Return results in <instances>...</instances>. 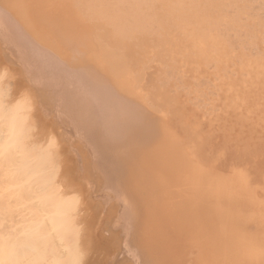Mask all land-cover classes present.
Here are the masks:
<instances>
[{
    "label": "bare ground",
    "instance_id": "bare-ground-1",
    "mask_svg": "<svg viewBox=\"0 0 264 264\" xmlns=\"http://www.w3.org/2000/svg\"><path fill=\"white\" fill-rule=\"evenodd\" d=\"M58 6L60 5L58 4ZM64 6H62L61 8L64 9ZM82 6L83 8L82 7L79 8L81 10L83 9L81 13L83 15H87V17H89L92 20L90 22L91 23L90 37L92 38V35L94 36V38L92 39H94L95 42L94 40L92 41L96 43L97 46L96 51H98L99 53L97 55H100L102 57L101 64L103 63L108 66L109 74L111 73V75L114 76L113 78L115 79L117 85H119L121 89L122 87L127 88L128 91L131 89L128 88L127 86V84H129V81H131V78H133V77L130 78V76L131 75L133 76L134 74L132 73L135 71V69H137L140 66V64L142 63L144 64V62H147L146 60H148V58L155 59V62L157 61L159 62L157 64V66L159 67H157L156 63L153 62L157 67V69H155L156 68L155 67L150 70L151 71L154 70L155 71L153 72L154 74L156 72H158L156 74H159V75L155 74L154 76L156 77L158 76V78L156 77L154 78L155 80L158 81L157 86L159 85L160 89L159 88L158 89L162 91V94L165 98L164 99L165 103L168 104L167 108L169 106V110H173L175 112L176 119L174 118V113H170V114H173L174 119H172V121L173 120L175 121L174 123H176L175 126L177 128L174 129L167 121H164V118L165 120H169L167 115L168 113L166 112L167 109H165L166 107H164L165 105L163 106L165 111L162 110L164 115L160 120L154 119L155 117L152 118V116L157 114L156 112H154L156 113L154 115H148L146 112H144V110L139 104L141 100L140 94L142 95L145 94L142 93V91L144 90L143 88L142 91H140V88L138 89V87L133 89L141 92V93L138 92L139 96L135 94L138 96V98H140L139 100L138 98H136L137 101H139L137 102L135 101L136 100L135 97H133L134 95H130L131 94L130 91H129L130 96L125 94L123 95L118 93L120 90L117 92V89L114 88L112 85H110V81L113 80V78L111 79V75L108 74L110 77L109 79H111L109 81L106 80L108 77H105L106 75H104V73H103L104 77H102L101 76L102 72L97 73L98 70L94 71V69L89 68L88 67L89 64L93 66L89 58L88 60L90 62L87 63L88 65L86 64V66L88 67V68L86 67L87 68L86 70H84L85 67L83 66V61L85 59L83 58L84 60L82 59L83 61L82 63H80L81 60L80 57H77L79 59L78 60L79 65L78 66L76 65L79 70L72 67V65L76 63L74 62V60L72 65H70L71 67L70 68L68 66L69 64L66 65L64 63L65 61L63 62V60L59 59L60 57L58 58L56 55L53 54L56 53V50L53 51V48L51 49V47H54L55 45L51 47L50 46L47 47V43L44 44L45 42L43 43L44 45L40 41L36 42L38 44L40 43L39 45L38 44L36 45V43L33 44L27 42L26 39L29 40L30 38L34 39V37L37 34H34L35 35L34 37H32L33 35L32 33H31L32 34L31 37L30 35L28 36L27 29H25L27 25H25V28L22 27L23 25L21 26L23 28L22 30L23 32H22L20 30L21 27H19V24H17L18 21L20 22V20H18L19 17L17 20L16 19L14 20V18L16 17L15 16L16 13L15 15H13L12 12L8 10L7 12H11L10 14L8 13L9 14L8 15L1 8H0V39L3 41L2 43L4 44L3 45L1 43L0 44L1 47L4 48L5 46H7V49L9 50V51L7 50V52L11 53L12 51V53H14L15 56L14 58L22 66L21 70H24L25 73L28 75L27 76L24 73L25 76H27V79L29 77L33 82L34 85L32 87H34L35 85L36 86L39 85L40 87L42 86L41 88H44L45 90L44 92L48 95L50 94L49 96L47 95L48 97H50L51 94L53 95V97L51 96L52 100L51 99L50 100L54 102L53 104H55V106L57 107L56 110L54 106L55 110L58 111V113H60L61 115H64V117H67V120H65L66 118H62L66 122V124H64L66 126L65 130L69 128L68 130L73 135V131L71 132L70 130L72 128V130L75 131L74 132L75 135L77 137L79 136L78 138H76L75 136V139L73 138L74 139L73 142L80 141V144L78 145L81 146V144L85 141L84 146L87 144L91 147L90 150H92L91 151L92 154H89V152L86 149H84L83 151L85 156L84 158H86L85 154H87L89 155L88 158L92 156L94 160L96 156V158L98 159V163L95 162L97 160L96 158L91 163V164L96 163L95 166L91 164H89V166L91 165L92 167L96 168V170L98 169V171L101 170L100 174L99 172H97L100 175V176L98 175L100 177L99 180L101 181L104 180L101 182L103 183V185L106 183V186L104 185L103 187L105 190L103 189L102 192L103 191L108 192L107 191L108 188L110 192H112L113 190L114 193H116V190L117 192H120L118 189L121 187L123 188L122 191H124V188H126L127 191H129L130 189L132 193L124 192L127 193L126 195H128V193H130V195L131 194L134 195V196H130L129 199L132 198L133 201V199H135L136 196L135 194H139L138 196L139 197L142 196L143 199L142 197L137 198L140 200V201L138 200L139 202L135 200L132 202L131 200H129L131 201V203L128 201L129 205L133 204L134 206H136L135 203L138 202V204L141 205V203L144 202L143 204H145V207L155 206L159 208L156 209L161 214L160 219L162 222L160 223H162V225L165 228H167V232L168 231L170 232V233L168 232L169 237L167 239V242H165L167 244V247L164 246L166 256L170 261L169 264L173 263L174 262L173 258L178 256L179 258L181 257L183 261L185 260L186 263L187 261L186 259L189 258L188 257L189 252H190L189 254L193 253L192 254L193 256L190 255L191 258L190 261L192 260L191 264H264V50L262 49L263 46H261V44L264 45V0H84V5ZM74 11L75 10H72V12ZM56 12H57V8H56ZM72 12L70 13V15L72 14ZM33 13L35 12L33 11ZM77 13L80 16L82 15L80 12ZM10 15L14 16L13 19ZM62 15L64 16V12ZM80 16H79V20H80ZM74 19L73 21H75ZM47 21L48 20H46V22ZM21 23L22 21L20 22V24ZM77 23L75 22V24ZM30 25L31 24H29V26ZM78 29L79 28H77V30ZM24 30L26 31L27 38L24 37L26 35L23 34ZM77 30L76 33H80L79 31L77 32ZM80 31L82 30L80 29ZM56 32H58V30H56ZM55 35L57 34L55 33ZM66 35L64 33L65 38ZM64 36H63V40L65 41ZM52 37L49 39L54 40L55 37L54 38ZM69 41L72 42V40ZM69 41L66 40L65 43H68ZM88 41H89V37H88ZM89 42H91V40ZM88 46H90V44ZM88 46H86V48ZM4 48H3L4 54H7L9 57H11V54L6 53V50H4ZM43 48H45V50ZM85 50L88 51L92 49H85ZM3 51L2 52L0 51L2 55H3ZM56 54L59 55L60 53H56ZM83 54L85 55V51ZM96 57H94V59ZM125 57H127V59L129 60L131 59L132 64L125 61ZM11 64H13V62ZM80 65H82V67H80ZM152 66L154 67L153 64ZM81 68L83 70H81ZM100 69L101 68H99V71ZM145 69L147 70L149 68H145ZM158 69L160 70V72L158 71ZM147 72L149 71H146V73ZM188 72H192L189 75L193 74L194 75L193 77L196 78L195 79L190 78L191 80L189 79L190 80L189 81L188 80L189 75L187 76ZM22 73L23 72H21V74ZM146 73L145 75H148ZM8 74H10V72ZM0 75L2 76L4 75V77L6 76L5 73H1ZM150 76H148L149 80H150ZM22 78L25 77L22 76ZM144 78L145 81L142 84L146 85L148 84L146 82L147 77ZM27 79H25L24 81H26ZM10 80H12V77ZM31 81L30 84H32ZM30 84H28L29 87H31ZM150 85L152 84L149 83L148 86L150 88L154 86V85L153 86ZM148 86H146V88ZM3 87L1 88L2 90L4 89ZM40 87L34 88V90L37 89L36 90L37 94H41L40 96L38 95V99L45 97L44 95L43 97H41L43 93H38V91L41 92L43 91V89L40 90L41 89ZM156 87L154 86L152 90H154ZM2 90H0L1 95H3L2 93L6 90V88L3 91ZM219 90H223L224 93L219 94L218 92ZM121 91H124V89ZM146 91H148L147 95L145 94L143 97L145 100V104L147 103L148 105L149 104L148 98H150L148 97V94L149 96H151L154 93L152 91H151L152 93L149 92V89ZM34 94L35 93H33V95ZM30 95L32 94L30 93ZM190 95H192V97H190ZM160 97H162L161 93H158V97L156 98L152 97V99L154 98V103H155V99L161 100ZM183 97L186 99H183ZM216 98H219L218 100L221 101V105H220L221 108L219 106H218L219 108H217V104L219 103L216 104L215 102L217 101L215 100ZM32 99L35 100V98ZM27 100H31V99H27ZM45 100L41 99L39 100V102L41 101H42L41 103H43V101L46 102ZM23 101L25 100L23 99ZM142 101L140 103H143ZM37 102L36 104L38 105ZM2 103L0 105L3 109L2 108L0 109L2 110L0 111V113L1 112L3 113L1 114L2 116L0 115L1 117L0 121L5 124V128L4 129L1 128L4 126V124L1 126L2 123L0 122L1 123L0 131L1 129L5 131L4 133L2 132L3 140H1L0 138V140L2 141L0 142V156L2 155L1 156L2 158L0 159V166H2V168L4 169L2 170V172L6 171L7 173L5 172L3 173L4 175L1 174V176L8 177V178H4L5 181L3 182V184H5L7 179L9 181V186L8 189L6 190H9L11 187H14L15 191L17 192V196L14 197V199L16 198V201L12 200L13 197L10 199L12 204H14V202H17V205L15 203L16 212H14L15 219H17V221L14 224L11 223V225L10 224L8 225L14 227V232L11 231L12 232L11 235L15 233V231L17 230L20 231L19 232L20 234L15 233L16 236L14 235L12 238L10 237L11 239L9 237H8L9 239H7L6 238L7 236L4 235L5 238L7 239V241L5 240V244L8 245L10 249L8 248L4 250V247L1 246V241H3L1 239L0 264H24L26 261L27 262L29 261L26 264H60V260L62 261L64 260L63 258L61 259L60 252H63L65 250L64 247L65 245H63L62 247L61 243L62 241L65 242L66 240L67 242H69L68 239L64 240V238H68L67 236H69L70 232L73 233V229L71 228L73 226V218L71 216L72 219L71 218L69 219L70 215L68 216L67 214L68 211H70L69 214L72 215L71 213L73 209L72 207L73 206L75 207L76 204L77 205L79 204L78 202L83 200L82 199L84 198L82 196L83 192H79V189L81 187L79 188L77 186L78 191L77 189L76 191L77 193H81V194L77 195L76 192L75 194L71 193L70 197H74V195L75 196L77 195V197H79V195H81L82 198L80 197V199L82 200H79L78 198L75 197L79 201L77 200L72 201L73 203L72 202L69 203L68 205L69 208H68V206L66 205L67 195L65 196L64 193L65 191L63 192V190H65L66 188H64V186L59 188L62 182H60L55 178L56 177L59 178L58 175L60 174L56 173L57 176L54 175L56 171L59 173L60 169L64 168V166L60 169L57 168L59 170H57L56 167L52 166L54 167L53 169H55L54 170L55 172L51 171L54 173L53 176H55L54 178L55 180L53 178H51V180H48L47 177L48 175H46L49 173V170H51V168L48 170V173L46 174H45L46 171L43 170V169L47 170L52 163L56 162L55 160L57 158H55V160L51 163L50 160L52 156L50 154L56 152L60 148V147L57 148V146L56 147L53 146L55 144L54 142L57 143L56 140L57 137L55 138L54 137L55 135L50 137L51 135H53L51 134L53 132L49 131L51 132L49 137L51 139H55L56 141L54 140L53 142L54 144H53L51 143L53 140L48 139L51 140V142L47 141L48 143L47 142L44 143L43 144L44 147L42 146L43 141L42 143H39V145H41L43 147L42 149H45V151L39 150L38 148L39 145L38 147L36 146L37 141L35 140V138L31 141V143L33 142V144L34 143L36 144L33 145L34 148L32 147L30 140L26 138L25 140L26 141L29 140V141L26 142L25 140H23V142L25 141L27 145L29 144L31 145V147L28 148L26 144L21 142L23 135L20 137L21 133H19L17 119L21 118V116L23 115L22 117H25L24 120L25 121L27 120L29 122L27 118L33 116V112L32 114L30 113V115L28 112H31L30 109L33 110L34 108H31V104L30 107L26 105V107H28L26 108L23 105L24 103L17 104V101L16 102L14 101V104L16 103L15 106L13 104L12 106L9 104L11 107L9 106V108L5 109L6 105L5 103L3 104ZM44 104L47 105L48 102ZM44 104H42L43 107L40 106L42 107V109L44 107L46 108ZM20 105L22 107L24 106L25 108H22ZM34 106L36 105H32V107ZM47 106L49 109L47 108L46 109L50 113L48 112L46 113L50 114V116L52 114H54L55 116L56 112L54 111L52 112L51 110L53 107L50 108L49 105ZM144 106L146 107V105ZM15 107H18V109L20 108L19 111H21V109L22 110L24 109L23 111L29 109V111H25L24 112L25 116H24V113L21 111L22 112L21 115V112H19ZM159 107L161 108L162 105L160 104ZM45 108L42 111L43 114H44V110H46ZM16 110L20 113V116L18 118L16 117L18 112L17 113L14 112ZM26 112L28 113L27 115ZM147 112L150 114L149 111ZM58 113H56L55 118L52 115V117L57 121L60 120L57 117ZM152 113L153 112H151V114ZM159 114L160 116L162 115L161 113ZM51 118H50V122L52 121ZM204 120H206L207 126H204L205 124ZM57 121L55 122L52 121L56 125L54 124H50V125L59 127V125L63 120L62 121L60 120L61 122L58 121L60 123H58ZM56 122L59 124L58 126ZM22 123L23 122H21V124ZM30 125H32L31 122ZM62 126H60L59 128H62ZM23 128L24 125L22 126L21 129ZM57 129L58 128H56V130ZM59 130H57V134L61 131L64 132L62 135L59 134V136L63 137L65 133H68L66 132L67 130L66 131L63 130L59 131ZM2 133L0 132L1 137H2ZM22 134L26 135L25 128H24V133ZM69 135L70 134H68V136ZM65 136L67 137V134ZM23 137L25 138L26 136ZM38 139L40 138L38 137ZM58 139H59L58 144H62L64 142L63 141L64 139L63 140H60L61 138ZM68 139H65L66 143L63 144L66 146L68 145L69 147L68 143L71 142L72 138L70 139L69 137ZM66 140H68L69 142L67 143ZM81 141L83 142L81 143ZM109 143L111 144L110 146H108ZM104 144L106 147L103 148L102 146ZM49 145L50 146L52 145L54 148H56V151H54V149L52 151L53 148L52 146H51L52 148L50 149L45 148V146H49ZM73 145H75L77 149L78 146H76V144ZM73 145L72 148L71 146L69 147L70 148L69 153L72 155L74 152L72 153L71 150L74 148V150L72 151H75V147H73ZM87 145L85 146V148H87ZM80 146L79 149L77 150L81 152ZM25 147H27L28 149H25ZM32 148L35 149L34 151H36L37 149L39 150L36 151L37 158L39 156V153L42 152L43 154V152L48 153V150L50 151L48 153L50 156L46 155L48 156L47 157L48 160L46 156L42 157L40 154L41 158L45 157L44 158L45 161L43 162L41 161V163L43 166L47 162L46 163L47 167L45 165L43 166L46 168H40L42 167L41 163L37 164V162H40L41 160L40 156L38 160L36 158L37 160L36 161L32 155L31 156L29 155L30 150ZM69 148L67 150H69ZM77 150L75 154L80 155L79 151L77 152ZM85 150L87 151L86 153ZM34 151L32 152L33 154ZM83 153L81 152V155ZM54 154H57V152L53 153V156ZM75 154L74 156H77ZM90 158L88 159L89 160L88 163L91 160ZM76 160L77 163L80 164L78 158ZM97 164L98 165L100 164L101 166L100 165L98 166ZM81 165H85L84 167H82L83 169L86 168V164L81 162ZM81 165H77V166H81ZM96 165L100 169L97 168ZM90 167L88 168L90 169ZM94 168L88 170L90 171V173L88 172L89 176L93 174L91 177L96 175V173L94 174L95 170L94 172L92 171L91 174V170ZM77 169H79V167L78 168L76 167V170ZM83 169L81 170L79 169L81 171L79 173H82ZM83 171L85 172L86 169H84ZM61 172L65 173V171L63 170ZM102 172L104 174H101ZM83 175H80V177L78 176V180H77L78 184H79V180L83 177ZM102 175L103 176L105 175L104 177L105 179L104 178L102 179L103 177ZM85 176H87V174ZM45 177H47V179ZM88 178L91 181L93 179V178L91 179L90 177ZM1 179H0V183L2 182ZM56 180L59 181L60 183L57 182ZM54 181H56L57 183ZM81 182L83 183V180ZM48 183L49 184L52 183V184L49 185ZM92 183L91 184L94 185L93 187H95L96 184L95 181L94 182L92 181ZM56 184L57 185L59 184L60 186L58 185L59 186L58 187ZM73 184H75V181ZM6 185H4V187ZM103 185L101 184V186ZM71 186L73 185L71 184ZM54 187L57 188V191L58 192L60 191V193H61V189L64 188L62 190L63 194L61 193V195H64L65 198L63 196L61 197V195H59L58 193L55 194ZM48 188H49V192H48ZM87 188H90L89 190H91V186L88 185ZM101 188L96 187L95 189H99L100 192ZM45 191L48 193L46 194ZM96 191L98 192V190ZM10 192L8 191L7 193ZM68 192L70 193V191L66 190V193ZM97 192H93L94 194L96 193V197L98 196ZM7 193L5 194V197L6 195H8ZM99 194L102 193L100 192ZM110 194L106 193L105 195H110ZM122 194L118 193L119 198L123 197L120 196ZM155 194L156 197H154ZM48 195H50L49 198H47ZM114 195H112V199H111V195L109 196L110 200L114 201L116 199L115 198L116 195L115 196ZM96 197L95 198L92 197V198L96 200L97 199ZM8 198L9 197H7L6 200L10 201ZM119 198L117 197L118 201H120L119 204H117L118 202H115L117 200H115L114 202L111 201V203L117 204L115 208H117L118 210H115L113 208L114 204L111 203L109 204L112 205L111 207L114 210L111 209V207L110 208L108 207L107 210H109V214L111 213V216L109 217L112 218V212H114L113 216H116L115 219L112 218L110 222L119 220L116 218L117 216L119 218L120 214L117 215L116 213L117 211L119 212L122 210L121 214L123 212V215H121L122 217H120L123 219L122 225L120 226L119 224L118 227L119 226L120 227L119 228L116 227L117 231L114 229V226H110V229L113 227V230L116 231L115 234L118 231L119 232L117 234H119L120 231H123V235L121 236L122 234L121 232L120 236L122 237L121 239H123V236H125V239L124 241H121V243L123 242L121 246L124 245V249L122 250H125L124 252H126L127 256L130 257L129 261L130 262L132 261L133 264H144L145 261L147 260V257H145L146 258L145 259L144 258L145 255L141 256L142 253L140 252L142 251L140 252L137 251L139 245L138 247L133 246L135 242L133 241L132 243H130V241L132 240H129V237L131 236L129 235L130 232L133 231V234H135L134 233L135 230H133L132 227L133 224L135 225V223H132V221L134 220L136 221V217L138 216L134 217L135 216L134 213L136 211H139L136 210L135 208L138 209V207L141 206H139L138 204H137L138 207L129 206L128 204L125 205L123 204L125 200L121 201L119 200ZM124 198L126 199L125 195ZM104 199L105 198H103V201ZM84 200L83 203L87 202ZM2 204L5 205L6 203L3 201ZM87 204L85 203V205ZM121 204L122 206L124 205L125 207H127L128 205V207L125 208L123 206L121 209H119L118 207H120ZM3 205L2 208H0V212H2L3 209H5ZM71 205L73 206L71 207L70 210ZM104 205H102V207H104ZM130 207L133 208V211L135 209L133 214H131L132 209ZM10 209H5V210L7 211ZM141 209L143 210V213L146 212V211L144 212L143 207H141ZM150 209L152 210L153 208L151 207ZM82 210L85 209H83L82 207ZM110 210L112 212H110ZM101 211L102 208L100 210V213ZM106 213H108V211ZM138 213L139 212H137V214ZM85 215L86 214L84 213L83 216L85 217ZM138 215H141V213ZM145 215L146 214H144V216ZM157 215L159 216V214ZM157 215L155 214V216ZM132 216L134 217V219H132L133 218ZM3 217H0V221ZM102 218L104 217H101L100 221H102ZM71 220H72L71 222L72 225L69 227ZM47 221H49L51 225L52 232H50V236L53 237L52 239H54L55 237L53 235V231L58 236V238H55L57 244H55L53 247V252H54L53 257L50 258L48 254H46L47 256L45 254L44 255L35 254L34 257L31 256V259L33 258L32 260L30 259L27 260L26 257L28 256L29 252L34 251L35 253L36 251L39 250L40 248L39 243L43 241L44 237H46V240L49 241L50 236L47 235L49 234L48 231L50 229L48 227L49 223ZM77 221L80 222V220ZM249 221H255V223L257 224L256 226H258V229L255 232H253L252 230H251L252 232H248L249 230L248 231L246 230V223H248ZM2 224L4 223L0 222V225ZM100 224L103 226V224L105 223L100 222ZM17 225H21V227H18ZM15 226H17L18 228L15 229L16 228ZM68 227L71 228L72 231L71 229L68 230ZM96 227L97 229H99L98 226H95V228ZM104 227L107 228V231L108 230L110 231V229H108L109 227L107 226ZM251 227H253V224ZM6 228L9 229V231L11 230L9 227ZM105 228H102L100 231H103V229ZM66 229L68 230L69 234L66 233L67 232ZM131 229L132 231H130ZM2 230L0 227V231ZM81 230L82 229H80V231ZM136 230H138V228ZM5 231L7 232V230ZM109 233L111 235H114L111 232ZM165 233L163 234L165 235ZM94 234L96 235V233ZM103 234L105 233L103 232ZM98 235H96V238L98 237ZM136 235L140 237L139 236L140 234L137 233ZM119 238L118 239L115 238V240L116 239L117 241L121 240ZM136 238H134L133 240H135ZM115 242H113V244ZM74 243L72 244L74 245ZM118 243L120 246V241L116 242L115 245H118ZM49 244L51 248L52 241H50ZM110 244H112V241ZM69 245H71V243H69ZM115 245H113L112 247H114ZM84 246L86 247L87 245ZM87 247L84 248V250L87 249L88 251ZM135 247L137 248L135 249ZM67 248H68V244H67ZM118 249L119 248L116 249L117 253L119 250H121V248L119 250ZM116 250L113 251L112 253L114 255V256L112 255L113 258L111 255H110L111 257L109 256L114 260L116 259V255H117ZM150 250H152V248ZM39 253L42 252L39 250ZM65 253L66 252L62 254L64 255ZM85 253L84 256L86 257ZM121 253L122 252L120 251L119 256L124 254ZM127 256L126 257L122 256V258L125 257V261L121 260L122 264L123 262L124 264L125 263L129 264V262H127L126 259ZM85 257L83 259H85ZM143 259L145 260L143 261ZM149 259L150 257L148 258V260ZM148 260L146 262L147 264L150 261ZM154 261L158 263L156 260ZM154 261L153 262L150 261V263L153 264ZM111 262L114 261L112 260ZM119 263L120 261H116L115 264H119Z\"/></svg>",
    "mask_w": 264,
    "mask_h": 264
},
{
    "label": "rangeland",
    "instance_id": "rangeland-1",
    "mask_svg": "<svg viewBox=\"0 0 264 264\" xmlns=\"http://www.w3.org/2000/svg\"><path fill=\"white\" fill-rule=\"evenodd\" d=\"M47 1V2H46ZM65 1H67V0H56V2H55V0H33V2H32V0H6V1H4V0H1L0 1V4H2V5H0L1 7V9L6 13V14H10L11 12H12V14L13 15H15V13H16V17L14 18V20L16 19H18V17H19V19L18 20H20V22L22 21V23L20 24V22L18 21V23L17 24H19V27H21L22 25V27L23 28H25V25H27L26 26V28L25 29H27V32H28V36L30 35V37H31V35H32V37H34L35 35L34 34H37L35 37H34V39L32 40L31 38H30V40H32V41H30L29 39H26L27 40V42H29V43H36L37 41L39 42H41L42 44L44 43V44H46L47 43V47L48 46H53V45H55L54 47H51V49L53 48V51H55L56 50V53H60L59 55H57L56 53H53L54 55H56L59 59H61V60H63V62L67 65V64H69L68 66L70 67V65H72V63H73V60H74V62H76V63H78V58L77 57H80L81 58V60H80V63H82V61H83V66L85 67H83L84 68V70H86L88 67L89 68H92V69H94V71H97V73H101V76L102 77H104V75H106L105 77H108L106 80H111L114 76H112L111 75V73L109 74V71H108V66L106 65V64H101V60H102V57L100 56V55H97V54H99L98 53V51H96L97 50V46H96V43H94L95 42V40L94 39H92V38H94V36L92 35V38L90 37V32H91V19L89 18V17H87V15H83L82 13H81V11L83 10H81V9H79V8H83V6L82 5H84V0H70V1H67V2H65ZM6 2V3H5ZM28 2V3H27ZM60 2V3H59ZM62 2V3H61ZM77 2H78V4H77ZM10 3V4H9ZM37 3V4H36ZM40 3V4H39ZM47 3V4H46ZM53 3H54V5H53ZM69 3V4H68ZM70 3H71V5H70ZM81 3V4H80ZM7 4H8V6H7ZM18 4V5H17ZM27 4V5H26ZM48 4H50V5H48ZM58 4L60 5V6H58ZM68 4V5H67ZM76 4V5H75ZM7 7H6V6ZM58 7H57V6ZM65 5V6H64ZM66 5H67V7H66ZM73 5V6H72ZM79 7H78V6ZM39 6V7H38ZM48 6H49V8H48ZM52 6H53V8H52ZM54 6H55V8H54ZM62 6H64V9L63 8H61ZM72 6V7H71ZM32 9H31V8ZM60 7V8H59ZM66 7V8H65ZM6 8H7V10H6ZM15 8V9H14ZM26 8V9H25ZM29 8V9H28ZM40 8V9H39ZM56 8H57V12H56ZM77 8V9H76ZM5 9V10H4ZM51 9V10H50ZM53 9H54V11H53ZM62 9V10H61ZM8 10H10L11 12H7ZM59 10V11H58ZM72 10H75L74 12H72ZM16 11V12H15ZM18 11V12H17ZM33 11L35 12V13H33ZM50 11V12H49ZM64 12V16L62 15L63 14V12ZM37 12V13H36ZM39 12V13H38ZM46 12V13H45ZM53 12V13H52ZM72 12V14L70 15V13ZM76 12V13H75ZM77 12H80L82 15L80 16ZM49 13V14H48ZM59 13H62V14H59ZM8 14V15H9ZM33 14H34V16H33ZM60 16H59V15ZM69 14V15H68ZM78 14V15H77ZM24 15V16H23ZM72 15H73V17H72ZM76 15V16H75ZM11 16V15H10ZM31 16H32V18H31ZM42 16V17H41ZM56 16V17H55ZM66 16H68V17H66ZM75 16V17H74ZM79 16H80V20H79ZM12 17V19H13V17L14 16H11ZM35 17V18H34ZM37 17H38V19H37ZM44 17V18H43ZM52 17V18H51ZM31 18V19H30ZM62 18V19H61ZM75 18V19H74ZM83 18V19H82ZM36 19V20H35ZM42 19V20H41ZM58 19V20H57ZM61 19V20H60ZM72 19V20H71ZM73 19L75 20V21H73ZM46 20H48L47 22H46ZM63 20H65V21H63ZM79 20V21H78ZM85 20V21H84ZM43 21V22H42ZM73 23H72V22ZM75 22L77 23V24H75ZM24 23V24H23ZM31 24L30 26H29V24ZM56 23V24H55ZM44 24H45V26H44ZM53 24V25H52ZM55 24V25H54ZM73 26H72V25ZM36 27H35V26ZM38 25V26H37ZM53 27H52V26ZM60 25V26H59ZM34 26V27H33ZM42 26V27H41ZM48 26H50V27H48ZM65 26V27H64ZM68 26V27H67ZM21 27V31L23 30V28ZM54 27H56V28H54ZM57 27H60V28H57ZM70 27V28H69ZM75 27V28H74ZM79 28L78 30H77V28ZM53 28V29H52ZM77 30V32L79 31L80 33H76V30ZM80 29L82 30V31H80ZM44 30H45V32H44ZM55 30V31H54ZM56 30H58V32H56ZM63 31V32H61V31ZM70 30H73V31H70ZM47 31V32H46ZM59 31H60V33H59ZM23 32V31H22ZM36 32V33H35ZM51 34H50V33ZM54 32V33H53ZM66 32H68V33H66ZM32 33V34H31ZM55 33L57 34V35H55ZM61 33H62V36H61ZM64 33H65V35H66V38H65V36H64ZM74 33H75V35H74ZM24 35L26 34V31L24 30V33H23ZM44 34V35H43ZM47 34V35H46ZM46 35V36H45ZM48 35H49V37H48ZM27 36V34L24 36L25 38H27L26 37ZM54 38V40L53 39H49V38ZM56 36H57V38H56ZM58 36H59V38H58ZM63 36H64V39H65V41L63 40ZM73 37V38H72ZM88 37H89V41L91 40V42L93 43H91V42H89L88 41ZM29 38V37H28ZM71 38V39H70ZM75 38V39H74ZM91 38V39H90ZM57 39V40H56ZM72 40V42L71 41H69V40ZM51 40V41H50ZM53 40V41H52ZM62 40V41H61ZM66 40L67 41H69L68 43H65L66 42ZM92 40H94V42L92 41ZM57 41V42H56ZM59 41H60V43H59ZM75 41V42H74ZM3 41L0 39V43L3 45L4 43H2ZM57 44H56V43ZM53 43H55V44H53ZM86 43V44H85ZM1 44H0V51L2 52L3 51V48L4 47H1ZM38 43H36V45H37ZM40 44V43H39ZM38 44V45H39ZM43 44V45H44ZM61 44V45H60ZM85 44V45H84ZM90 44V46H88ZM92 44V45H91ZM93 45H94V47H93ZM60 46H61V48H60ZM68 46V47H67ZM86 46H88L87 48H86ZM92 46V47H91ZM261 46H263L262 47V49L264 50V45L263 44H261ZM67 47V48H66ZM91 47V48H90ZM55 48V49H54ZM66 48V49H65ZM44 50H45V48H43ZM59 49V50H58ZM85 49H92V50H88V51H90V52H88L87 50H85ZM4 50H6V53H10V52H7V46H5V48H4ZM65 52H64V51ZM94 50V51H93ZM9 51V50H8ZM84 51H85V55L86 56H89V57H86L83 53H84ZM93 51V52H92ZM0 52V53H1ZM49 52V51H48ZM64 52V53H63ZM67 52V53H66ZM86 52H88V53H86ZM51 53H52V51H51ZM66 53V54H65ZM82 53V54H81ZM11 57H9L7 54H4V51H3V55H2V53L0 54V74L1 73H5V77H4V75L2 76V75H0L1 77H0V87L2 86H4L3 88V90H5V88H6V90L2 93L3 95H1L0 94V96H3V97H0V102L2 103H5V109H7V108H9V106L11 105L12 106V104L15 106L16 105V103L14 104V101L16 102L17 101V104L19 103H24L23 105L26 107V105L28 106V107H30V104H31V108H34L33 110H31L30 109V111L31 112H28L29 113V115H30V113L32 114V112H33V116H28L29 118H31V119H29V118H27L28 120H29V122L26 120H24L25 119V117H22L23 115H22V112L24 113L25 111H29V109L28 110H25V111H23L22 109H21V111H19L20 110V108L18 109V107H15L19 112H21V118H18L19 116H20V113L16 110V111H14L15 113H17L18 112V116L16 115V117L18 118H16L17 119V122H18V128H19V133H21L20 134V137L23 135V136H26L25 138L22 136V141L21 142H23V140H25L26 138H28L29 140H30V143H31V141L35 138V140L37 141L36 142V146L38 147V145H39V143H42V141H43V143H42V146H43V144L44 143H46L47 141H49V142H51V140H53L51 143H53L54 142V140L55 139H51L50 137H52V136H54L55 138H56V140H57V143L56 142H54L53 144V146H57V148H59L57 151H56V148H54L52 145V147L50 146H45V148H48V149H50V148H52V151H53V149H54V151H56L57 152V154H54V156H53V153H56V152H53L52 154H50L52 157H51V163L55 160V158H57L55 161V163H50V164H48V165H50L49 167H48V169L46 170V169H43V170H45L44 172H45V174L46 173H48V170L51 168V170H49V173L48 174H46V175H48L47 177H48V180H51V178H55V176H57V174H60V175H58L59 176V178L58 177H56L55 179H57V180H59L60 182H62V184H61V186L59 187L57 184V186L59 187V188H61V187H63L64 186V188H66L65 190H63L64 188H62L61 189V193H62V190H63V192L65 193V196L67 195V198H66V205L68 206L69 205V203H71L72 201H74V200H77V201H79V200H84V201H87V202H85L86 204L88 203V202H91V203H88L87 205H85V203H83V200L82 201H80V202H78L79 204V206L76 204V206L74 207L73 205L75 204H73V205H71L70 206V210H71V207L73 208L72 209V211H71V213H72V215L71 214H69V212L70 211H68V216L70 215V217H69V219L71 218V216H72V218H73V226L71 227L72 229H73V233L72 232H70V234L68 233V230H70L71 228H69L72 224H71V222H72V220L70 221V224H69V227H68V230L66 229V233H68L69 234V236H67L68 238H64V240H66V239H68V241L69 242H67V240L65 241L67 244H68V248H67V244L65 243V242H63L62 241V247H63V245H65L64 247H65V250L63 251V252H60V255H61V259L63 258L64 260L62 261V260H60V264H65V262H66V264H84V262H85V264H110V263H112V264H115L116 263V261H120V263L119 264H122L121 263V260H123V261H125V257L127 256V254H126V252H124L125 250H122V249H124V245L123 246H121V244L123 243H121V241H124V239H125V236H123V239H121L122 237V235H123V231H120V233L119 234H115V232L117 231V228H119L121 225H122V221H123V219L122 218H120V217H122L121 215H123V212H122V214H121V211H117V215L118 214H120V217L118 218V216H117V218L116 219H119V220H115L114 222H110L111 221V219L112 218H114L115 219V217L116 216H113V213L114 212H112L111 210H110V212H112V218L111 217H109V216H111V213L109 214V210H107V208L109 207H111L112 205L111 204H114V203H111V201L112 200H110V195H111V199H112V195H116V199L115 198H113V199H115V200H117V201H115V202H118L117 204H119V202L120 201H118V199H117V197L119 198V196H118V193L119 194H122V195H120V196H123V197H120L119 198V200H121V201H123V200H125V202L123 203V204H128L129 205V203H128V201L129 200H131L132 201V198L131 199H129L130 198V196H134V195H130V193H128V195H126L127 193H124V192H131L130 191V189H129V191H127V189L126 188H124V191H122L123 190V188L121 187V188H119L118 190L120 191V192H117V190H116V193H114L113 192V190H112V192H110V190H109V188L107 189L106 187V189H107V191L109 192H106V191H103L104 192V194H103V192H102V190L104 189L103 187H104V185L106 186V183L103 185V183H101L102 181H104V180H99L100 179V171H98V169L96 170V168H94V167H92L91 165H94L95 166V162H97L98 163V159L96 158V156H95V158L97 159L94 163L95 164H91L94 160H95V158H94V160H93V157L92 156H90L89 158L91 159L90 160V162L88 163V156L89 155H87V154H85L86 155V158H84L85 156H84V153H83V151H84V149H86L88 152H89V154H92V150H90L91 149V147L89 146V145H87V148H85V146H84V142L83 141H81V146L83 147H81L80 145H78V144H80V141H75V142H73L74 141V139H75V131L74 130H72V128L70 129L71 130V132L73 131V135L70 133V131L68 130V129H66L65 130V128H66V126L64 125V124H66V122L64 121V119H62V118H66L65 120H67V117H64V115H61L60 113H58V111H56L57 110V107L55 106V104H53L54 102H52L51 100H52V97H53V95L51 94V96L50 97H48L49 95L48 94H46L44 91V88H41L39 85H35L34 87H32L34 84H33V82L31 81V79L28 77V79L31 81V83L32 84H30V81L27 79V74L25 73V71L24 70H21L22 69V66H21V64L18 62V61H16V59L14 58L15 56H14V53H12V51H11ZM9 54V55H10ZM88 54V55H87ZM94 55V56H93ZM2 56V57H1ZM61 56H64V57H61ZM84 56V57H83ZM93 56V57H92ZM97 56V57H96ZM12 57H13V59H12ZM91 57V58H90ZM94 57H96L95 59H94ZM84 58V59H83ZM88 58H89V60L91 61V63L93 64V66L91 65V64H87V63H89L90 61L88 60ZM69 59V60H68ZM83 59V60H82ZM87 59V60H86ZM91 59H93V60H91ZM96 59H97V61H96ZM8 60V61H7ZM15 60V61H14ZM76 60V61H75ZM13 62V64H11L12 62ZM85 61H86V63H85ZM125 61H127L128 63H130V64H132L131 63V59L129 60V59H127V57H125ZM147 62H144V64L142 63V64H140V66L139 67H141V68H139V70H138V68L137 69H135V71H137V72H133L132 74H134L133 76L131 75L130 76V78L131 77H133V78H131V81H129V84H127V86H128V88H131L129 91H130V95H134L133 97H135V99L136 98H138V90L136 91V90H133V89H135V88H137L138 87V89L140 88V91H142L143 89V91H142V93H145L146 95H147V92L148 91H146V90H148L149 89V92H153L154 94H152L151 96H149V94H148V97H150V98H148V102H149V104L147 105V103L145 104V100H144V95H142V94H140L141 96H140V98H141V100H140V102L142 101L143 103H140L139 101H137V99L135 100V101H137V102H139V104H140V106L142 107V109L144 110V112H146L148 115H154V114H156V115H154V116H152V118H154V119H161L162 117H163V115H164V113L162 112V110L163 111H165L164 110V108H163V106L164 107H166L165 109H167L168 111H171V112H168L167 110H166V112L168 113L167 115H168V119L169 120H165V118H164V121H167L174 129L175 128H177L175 125H176V123H174L175 121L173 120L172 121V119H176V115H175V112L173 111V110H169V106H168V108H167V105L168 104H166L165 103V98H164V96H163V94H162V91H160L159 89H160V87H159V85L157 86V80H155V78L154 77H156V76H154L156 73H158V72H156L155 74L153 73V72H155L154 70H150V69H152V68H155L156 66H157V64L159 63L158 61L157 62H155V59H149L148 58V60H146ZM12 65H10L9 63ZM150 62V63H149ZM156 63V66H155V64L154 63ZM15 63V64H14ZM74 64V65H72V67L73 68H76V69H78V65H79V63L78 64ZM96 63V64H95ZM8 64V65H7ZM21 66V68H20V66ZM85 64V65H84ZM86 64L88 65V67L86 66ZM101 64V65H100ZM152 64L154 65V67L152 66ZM10 65V66H9ZM77 65V66H76ZM142 65V66H141ZM152 66V67H149V66ZM160 65V64H159ZM4 66V67H3ZM76 66V67H75ZM106 66H107V69H106ZM80 67H82V65H80ZM87 67V68H86ZM101 68L100 69V71H99V68ZM157 67H159V66H157ZM157 67L155 68V69H157ZM8 68V69H7ZM71 68V67H70ZM97 68V69H96ZM145 68H149V69H145ZM141 69H142V71H143V73H142V71H141ZM160 69V68H159ZM158 69V71L160 72V70ZM21 70V71H20ZM79 70V69H78ZM81 70H83L82 68H81ZM102 70V71H101ZM105 72H104V71ZM141 71V72H140ZM146 71H149V72H147L146 73ZM157 71V70H156ZM10 72V74H8ZM21 72H23L22 74H26L27 76H25V74L24 75H22L21 74ZM107 72V73H106ZM18 73V74H17ZM103 73H104V75H103ZM106 73V74H105ZM137 73V74H136ZM141 73V74H140ZM145 73L146 74H148V75H145ZM190 73H192V72H188L187 73V76L190 74ZM17 74V75H16ZM23 77H25V78H22V76ZM111 75V79H109L110 77H109V75ZM139 77H138V76ZM150 75H152V76H150ZM156 75H159V74H156ZM140 76H141V78H140ZM148 76H150V80L148 79ZM187 76H186V78H187ZM192 76V77H191ZM194 75L192 74V75H189V77H188V80L191 78V79H195L196 77H193ZM4 77V78H3ZM11 77H12V80H10L11 79ZM144 77H147L146 78V82L148 83V84H142L145 80V78ZM154 78V79H153ZM156 78H158V76L156 77ZM4 79H5V82H4ZM25 79H27L26 81H24ZM137 79V80H136ZM190 79V80H191ZM3 80V81H2ZM8 80V81H7ZM113 80L115 81V79L113 78ZM113 80H111L112 81V83H111V81H110V85H112L114 88H116L117 89V92L118 93H120V94H125V95H129V91L127 90V88H124V87H122V89L120 88V86L119 85H117V82L115 81V84H114V81ZM149 80V81H148ZM152 80V81H151ZM189 80V81H190ZM29 81V82H28ZM108 81V82H109ZM136 81V82H135ZM138 81V82H137ZM140 81V82H139ZM151 81V82H150ZM140 83H141V85L143 86H141L140 85ZM149 83L150 84H152V85H150V86H157L155 89H156V91H155V89L154 90H152V88L154 87H149L148 85H149ZM13 84V85H12ZM28 84H30V86L31 87H29V85ZM109 84V83H108ZM131 84V85H130ZM159 84V83H158ZM114 85H117V86H114ZM145 85V86H144ZM22 86V87H21ZM28 86V87H27ZM133 86H135V87H133ZM140 86V87H139ZM146 86H148L147 88H146ZM1 87V88H2ZM38 87H40L41 89L40 90H42L43 89V91L41 92V91H38V93H43L42 94V96L41 97H43V95L45 96V97H43V98H41L42 100H45L46 102H48V104L47 105H49L50 106V108L51 107H53L54 108V106H55V108H56V110H55V108L53 109H51L52 110V112L54 111V112H56V113H58L57 115V117L62 121H64V123H63V121L61 122L60 120H58V121H60L61 122V124L59 125L58 123H60V122H58L57 120H55L54 118L56 117V113H55V116H54V114H52L53 116H54V118L52 117V115L50 116V114H48V113H50L47 109H49L48 108V106L47 105H45L44 103H46V102H44L43 101V103H41V102H39V100H41V99H38V95L40 96L41 94H37V92H36V90H34V88H38ZM0 88V90H2ZM25 88H26V90H25ZM33 90H32V89ZM120 88V89H119ZM143 88V89H142ZM159 88V89H158ZM23 89V90H22ZM124 89V91H121V90H123ZM151 89V90H150ZM2 90V91H3ZM28 90V91H27ZM30 90H31V92H30ZM47 90V89H46ZM134 91H136V92H134ZM146 91V92H145ZM159 91V92H158ZM25 92V93H24ZM27 92H29V93H27ZM35 93L34 95H33V93ZM47 92V91H46ZM49 92V91H48ZM123 92V93H122ZM127 92V93H126ZM151 92V93H152ZM219 92V94H223L224 92H223V90H219L218 91ZM6 93H8V94H6ZM30 93L32 94V95H30ZM51 93V92H50ZM133 93V94H132ZM139 93H141V92H139ZM155 93H157V94H155ZM158 93H161V96L163 97H160V99L161 100H156L155 99V103H154V98H156V97H158ZM135 94H137V95H135ZM9 95V96H8ZM48 95V96H47ZM129 95V96H130ZM160 95V94H159ZM35 96V97H34ZM8 97V98H7ZM30 97H32V98H35V100H33L32 98H30ZM47 97V98H46ZM132 97V96H131ZM152 97H154L153 99H152ZM190 97H192V95H190ZM217 97H218V95H217ZM140 98H138V100L140 99ZM219 98H220V95H219ZM219 98H216L215 100H217V101H215L216 102V104L217 103H219V104H217V108H221V101L220 100H218ZM23 99L25 100V101H23ZM27 99H31V100H27ZM37 99H38V102H37ZM47 99H49V100H47ZM51 99V100H50ZM150 99H151V101H150ZM159 99V98H158ZM183 99H186V98H184L183 97ZM6 100V101H5ZM53 100H54V98H53ZM153 100V101H152ZM5 101V102H4ZM9 101V102H8ZM157 101V102H156ZM159 101V102H158ZM31 102V103H30ZM36 102L38 103V105L36 104ZM136 102V103H137ZM152 104H151V103ZM161 102H163V103H161ZM0 103V104H1ZM2 103V104H3ZM8 103V104H7ZM154 103V104H153ZM162 105V107L160 108L159 107V105L160 104ZM10 104V105H9ZM21 104V105H22ZM41 104V105H40ZM42 104H44V106H46V110H44V114H43V109H42V107H43V105ZM20 105V106H21ZM32 105H36V106H34V107H32ZM144 105H146V107L144 106ZM10 106V107H11ZM13 106V107H14ZM22 107V108H25V107ZM40 106H42V107H40ZM219 106V107H218ZM28 107H26V108H28ZM144 107V108H143ZM2 107H1V105H0V109H1ZM163 108V109H162ZM173 108V107H172ZM3 109V108H2ZM13 109V108H12ZM152 109V110H151ZM160 109V110H159ZM15 110V109H14ZM151 110V111H150ZM154 110V111H153ZM217 110H219V109H217ZM0 111H2V110H0ZM4 111V110H3ZM6 111V110H5ZM147 111H149L150 112V114L147 112ZM10 112H13V111H10ZM42 112V113H41ZM46 112H48V113H46ZM51 112V113H52ZM151 112H153L152 114H151ZM154 112H156V113H154ZM3 112H1L0 113V115L2 114ZM27 112H26V115L28 114ZM159 113H161L162 115L160 116V114ZM170 113H174V118H173V114H170ZM43 114V115H42ZM59 114H60V116H59ZM36 117H35V116ZM172 115V116H171ZM2 116V115H1ZM24 116H25V113H24ZM45 116V117H44ZM63 116V117H62ZM157 116V117H156ZM158 116H160V117H158ZM33 117H34V119H33ZM42 117V118H41ZM49 117V118H48ZM52 117V118H51ZM151 117V116H150ZM49 120H48V119ZM50 118H51V120L52 121H57L56 123H57V126L59 125V127L60 126H62V123H63V126H62V128H59V127H56V126H54V125H56V124H54L52 121V123L50 122ZM170 118H171V121H170ZM24 121H23V120ZM54 119V120H53ZM57 119V118H56ZM0 120H1V117H0ZM3 120V119H2ZM20 120H22V121H20ZM39 120V121H38ZM34 121V122H33ZM1 122V121H0ZM21 122H23L22 124H21ZM26 122V123H25ZM30 122L32 123V125H30ZM2 123V124H1ZM0 124H1V126L4 124L3 122H1ZM67 123H68V121H67ZM204 126H207V123H206V120H204ZM28 124H29V126H28ZM50 124H54V125H50ZM69 124H70V122H69ZM24 125V128H25V134L26 135H24V134H22V133H24V128L23 129H21L22 128V126ZM34 125H36V126H34ZM50 125V126H49ZM68 125V124H67ZM54 126V127H53ZM70 126V125H69ZM68 126V127H69ZM203 126V127H204ZM31 127V128H30ZM36 127V128H35ZM48 127H51V128H48ZM58 128L57 130H59V129H61V130H63V131H66V132H68V133H65L64 135H63V137L62 136H59V134L60 135H62L64 132H62L61 130H59V131H61V132H59L58 134H57V130H56V128ZM64 127V128H63ZM71 127H73V126H71ZM1 128H5V124H4V126L3 127H1ZM28 128H30V129H28ZM39 128V129H38ZM42 128V129H41ZM45 128H48V129H45ZM206 128V127H205ZM3 129H1V133L3 132L4 133V131L5 130H3ZM34 129V130H33ZM50 129V130H49ZM3 130V131H2ZM22 130V131H21ZM31 130V131H30ZM38 130V131H37ZM34 131V132H33ZM36 131V132H35ZM49 131H52L53 133H51V132H49ZM54 132H55V134H54ZM3 133H2V137H1V134H0V138H1V140H3ZM27 133H29V134H27ZM33 133V134H32ZM40 133H42V134H40ZM44 133H46V134H44ZM50 133L51 134H53V135H51L50 136ZM35 134V135H34ZM67 134V137L65 136ZM68 134H70L71 136H73V137H71L70 135L68 136ZM30 135V136H29ZM36 136V137H35ZM50 136V137H49ZM32 139H31V138ZM38 137L40 138V139H38ZM66 137V138H65ZM70 137V139L72 138H74L73 140L71 139V142H72V145L73 144H76V146H78L77 147V149H79V146H80V150H81V152L83 153L82 155H81V152L79 151V150H77L76 149V147H75V145H73V147H75V151H72V150H74V148L71 150V152L73 153V155L72 154H70L69 153V151H70V146H71V148H72V145H71V142L70 143H68L69 141V138ZM79 137V136H78ZM77 136H76V138H78ZM24 138V139H23ZM42 138V139H41ZM58 138H61L60 140H63V141H61V142H63V143H66L65 142V139H68V140H66L67 141V143L69 144V147H68V145L66 146V145H64L63 143V146H62V144H58V142H59V139ZM27 139V140H28ZM48 139H51V140H48ZM0 140V142H2ZM28 140V141H29ZM55 140V141H56ZM76 140H78V139H76ZM79 140H80V138H79ZM83 140V139H82ZM26 141V140H25ZM25 141L23 142L24 144H26L27 145V143H25ZM28 141H26V142H28ZM39 141V142H38ZM48 143V142H47ZM29 144V143H28ZM33 142L31 143V145H32V147H33ZM50 144V143H49ZM58 144V145H57ZM25 145V146H26ZM31 145L29 144V145H27L28 146V148H30L31 147ZM107 145V144H106ZM111 144L109 143V145L108 146H110ZM35 146V147H36ZM40 146L41 145H39V150H44L45 151V149H42L43 147L41 146V149H40ZM69 148V150H67L68 148ZM103 148L104 147H106L105 146V144L102 146ZM24 148V147H23ZM27 147H25V149H28ZM34 148V147H33ZM31 149L30 150V153H29V155L31 156H33V158L36 160V158H37V150L36 151H34L35 149ZM34 151V154L32 153L33 151ZM38 150V151H39ZM76 150H77V152L79 151V154L80 155H77V154H75V152H76ZM85 150V153L87 152ZM32 151V152H31ZM46 151H47V149H46ZM68 151V152H67ZM41 152V151H40ZM50 151L48 150V153H49ZM91 152V153H90ZM32 153V154H31ZM48 153H44L43 152V154H42V152L41 153H39V156H40V154H41V156L43 157V156H46V155H49ZM74 154L75 155H77V156H74ZM49 155V156H50ZM61 155V156H60ZM2 156V155H1ZM0 156V159L2 158ZM39 156H38V158H39ZM41 156H40V158H41ZM80 156H82V157H80ZM13 157V156H12ZM48 156H46V158H47ZM78 158V161L80 162V164H78L77 163V158ZM80 157V158H79ZM38 158H37V160H38ZM45 158V157H44ZM44 158H41V160H40V162H37V164H39V163H41V161L43 162V161H45V159ZM76 158V159H75ZM82 158V159H81ZM44 159V160H43ZM50 159V158H49ZM61 159V160H60ZM81 159V160H80ZM86 159H87V161H86ZM36 160V161H37ZM47 160H48V158H47ZM83 160V161H82ZM71 161V162H70ZM76 161V162H75ZM62 162V163H61ZM81 162L82 163H84V164H86V168H84V169H86V171H87V173H86V171L84 172L83 170V168L82 167H84L85 165H81ZM45 163V162H44ZM43 163V164H44ZM47 163V162H46ZM44 164L45 166L47 165V164ZM88 163V164H87ZM54 164V165H53ZM62 164V165H61ZM89 164H91L90 166H89ZM43 165V166H44ZM56 165V166H55ZM61 165V166H60ZM77 165H81V166H77ZM98 165V164H97ZM96 165V166H97ZM100 165V164H99ZM98 165V166H99ZM39 166V165H38ZM41 166H42V163H41ZM40 167V168H46V167ZM52 166H54V167H56V169L57 168H62L63 166H64V168H62V169H60V172L63 170V171H65V173H66V175H65V173H63V172H55L54 170L55 169H53L54 167H52ZM60 166V167H59ZM90 167V169L91 168H94V169H92L91 170V174H92V171L94 172V170H95V172H94V174L96 173V175H94L93 177H91V176H89V173H90V171H88V170H90L88 167ZM97 166V168H99ZM101 166V165H100ZM76 167L78 168L79 167V169L81 170V169H83L82 170V173H79V172H81L79 169H77L78 170V172H77V170H76ZM59 169H57V170H59ZM100 169V168H99ZM0 179H1V185L3 184V182L5 181L4 180V178H8V177H5V176H1V174L2 175H4L3 173H5L4 171L2 172V170H4L3 168H2V166H0ZM103 170V169H102ZM51 171H54L55 172V174L53 173V172H51ZM89 172V173H88ZM97 172H99V174L97 173ZM7 173V172H6ZM57 173V174H56ZM76 173H78V174H76ZM53 174L55 175V176H53ZM63 174V175H62ZM83 174H87V176L88 177H90L91 179H92V181L94 182L95 181V187H93L94 185H92V184H94V183H92V181L87 177V176H85V175H83ZM101 174H104L103 172L101 173ZM6 175V174H5ZM67 175H68V177H67ZM80 175H83V177L79 180V184H78V182H77V180H78V176L80 177ZM99 175V176H98ZM45 176V175H44ZM103 176V175H102ZM101 176V177H102ZM47 177H45L46 179H47ZM99 177V178H98ZM105 177V175L102 177V179ZM67 178V179H66ZM54 179V180H55ZM105 179V178H104ZM56 180V181H57ZM68 180V181H67ZM83 180V183H85V184H83L81 181ZM7 181H8V179H7ZM6 181V183L5 184H3L2 186L0 185V208H2V205L4 204H2V202L4 201L6 204V206L5 205H3V207L5 208V209H10V207H11V209L10 210H5V209H3V211H5V212H0V217H3L2 219H1V221L0 222H3L4 224H2L3 226H5V227H3L2 225H0V227H1V230H2V228H3V230L2 231H0V241H1V239L3 240V241H1V246L2 247H4V250L5 249H10V247L8 246V245H6L5 244V240L7 241V239H9L10 237L12 238L14 235H15V233L17 234H20L19 232V230H17V231H15V233H13L12 235H11V233L12 232H14V227H12V226H9L8 224H10L11 225V223L12 224H14V223H16V221H17V219H15V213L14 212H16L15 210H16V208H15V206L17 205V202H14V201H12V202H14V204H12L11 203V198L13 197V199L12 200H15L16 201V198L14 199V197H16L17 196V192L15 191V188L14 187H11L9 190H6V189H8V186H9V181L7 182ZM56 181H54V182H56ZM59 181H57V182H59ZM67 181V182H66ZM69 181H71V182H69ZM74 181H75V184H73L74 183ZM98 181H99V183H98ZM47 182V181H46ZM49 182H51V181H49ZM56 182V183H57ZM59 182V183H60ZM77 182V183H76ZM65 183V184H64ZM92 183V184H91ZM6 184H8V185H6ZM49 184V183H48ZM50 184H52V183H50ZM49 184V185H50ZM71 184L73 185V186H71ZM86 184H87V186H86ZM101 184L103 185V186H101ZM4 185H6L5 187H4ZM54 185H55V183H54ZM70 185V186H69ZM76 187H75V186ZM88 185L89 186H91V190H89L90 188H87L88 187ZM77 186L80 188L79 189V192H83V194H82V196L84 197V198H82V196L81 195H79V197H77V195L78 194H81V193H77V191H78V189H77ZM102 188H101V187ZM48 187V186H47ZM46 187V188H47ZM72 187H73V189H72ZM96 187H99V188H101V190H100V192L102 193V194H99L100 192H99V189H95ZM123 187H125V186H123ZM2 188V189H1ZM4 188H5V190H4ZM55 188V187H54ZM75 189V190H74ZM76 189H77V191H76ZM4 190V191H3ZM54 190V189H53ZM59 190V189H58ZM66 190L67 191H70V193L68 192V193H66ZM81 190V191H80ZM96 190H98V192L96 191ZM105 190V189H104ZM5 191H6V193L9 191H12V192H10V193H7L8 195H6V197H5ZM50 191H51V189H50ZM55 194L56 193H58L59 195H61V193H60V191L58 192L57 191V188H55ZM4 192V193H3ZM46 192V191H45ZM48 192H49V188H48ZM48 192H46V194L48 193ZM75 192L77 193V195L75 196L74 195V197H70V194L72 193V194H75ZM93 192H97V197H96V193L94 194ZM110 194V193H112V194H110V195H105V194ZM132 193V192H131ZM52 194V193H51ZM63 194V193H62ZM85 194V195H84ZM133 194H135V193H133ZM114 195V196H115ZM124 195H125V197H126V199L124 198ZM136 196H135V199H133V201L135 200V201H138L139 199H137V198H140V197H142V196H138L139 194H135ZM64 197L65 198V196L64 195H61V197ZM73 196V195H72ZM96 197L97 199L95 200V199H93L92 197ZM103 196H105V197H103ZM113 196V197H114ZM138 196V197H137ZM7 197H9L8 199L10 200V201H8V200H6V198ZM47 197V196H46ZM50 197V195H48V197L47 198H49ZM78 198V199H76V198ZM80 197L82 198V199H80ZM86 197V198H85ZM102 197V198H101ZM154 197H156V194L154 195ZM5 198V199H4ZM103 198H105L104 199V201H103ZM123 198V199H122ZM71 199V200H70ZM87 199V200H86ZM101 199V200H100ZM108 199V200H107ZM142 199H143V197H142ZM68 200V201H67ZM109 200H110V202H109ZM127 200V201H126ZM2 201V202H1ZM6 201H8V202H6ZM76 201V202H77ZM108 203H107V202ZM114 201H112V202H114ZM131 201H129L130 203H131ZM132 201V202H133ZM140 201V200H139ZM138 201V202H139ZM138 202L137 203H135V205L138 207V205L139 206H141V207H143V209H144V212L145 213H143V210L141 209V207H138V209L137 208H135L136 210H139V211H136L135 213H134V211H135V209H134V211H133V208H131L132 209V211H131V214H133L134 213V217H136V216H138V217H136V221L134 220V221H132V223H135V225L133 224V230H135V234H133V231H132V229L130 230V231H132V232H130V234L129 235H131L130 237H129V240H132V241H130V243H132L133 241L135 242V244L133 245V246H137L138 247V245H139V248H137V247H135V249L137 248L138 250V252H140V251H142V252H140V253H142V255L141 256H144V258L145 257H147V260H148V258L150 257V261L151 262H153L154 260H156L158 263H156L155 261H154V263L155 264H169V259H168V257L166 256V252H165V247H167V244L165 243V242H167V239H168V234L170 233L169 231V233L167 232V228H165L163 225H162V223H160V222H162L161 221V214L159 213V211H157V209H159V208H157V207H155V206H146L145 207V204H143V203H141V205L140 204H138ZM11 203V204H10ZM15 203H16V205H15ZM73 203V202H72ZM81 203V204H80ZM109 203H111V204H109ZM7 204H8V206H7ZM85 205V206H83V205ZM105 204V205H104ZM117 204H114V206H113V208L115 209V210H118L117 208H115L116 206H117ZM138 204V205H137ZM144 206H143V205ZM91 205V206H90ZM102 205H104V207H102ZM107 205V206H106ZM128 205H127V207H128ZM105 206H106V208H105ZM120 206V205H119ZM124 206V205H123ZM122 204H121V206L120 207H118L119 209H121L122 207ZM129 206H134L133 204L132 205H129ZM136 206H134V207H136ZM79 207V208H78ZM82 207H83V209H85V210H82ZM86 207V208H85ZM88 207V208H87ZM125 207V206H124ZM127 207H125V208H127ZM153 208L152 210L150 209V208ZM15 208V209H14ZM68 208H69V206H68ZM68 208H67V210H68ZM90 208H91V210H90ZM101 208H102V211H101V213H103V214H101L100 213V210H101ZM112 207H111V209H113ZM146 208H148V209H146ZM157 208V209H156ZM14 209V210H13ZM80 209H81V211H80ZM90 210V211H88V210ZM94 209V210H93ZM108 211V213H106L107 211ZM113 209V210H114ZM141 209V210H140ZM146 209V210H145ZM149 210H150V212H149ZM96 211V212H95ZM9 212V213H8ZM81 212V213H80ZM90 212V213H89ZM95 214H94V213ZM137 212H139L138 214H140L141 213V215H138L137 214ZM5 213V214H4ZM45 213V212H44ZM84 213L86 214L85 215V217L83 216L84 215ZM78 214V215H77ZM83 214V215H82ZM92 214V215H91ZM93 214H94V216H93ZM97 214V215H96ZM109 214V215H108ZM116 214H114V215H116ZM144 214H146L145 216H144ZM148 214H150V215H148ZM155 214L157 215V214H159V216L157 217V216H155ZM11 215V216H10ZM147 215H148V217H147ZM75 216H76V218H75ZM77 216H78V218H77ZM93 216V217H92ZM140 216V217H139ZM151 216V217H150ZM12 217V218H11ZM80 217H81V219H80ZM101 217H104V218H102V221H100V219H101ZM133 217V216H132ZM134 217L132 218V219H134ZM154 219H153V218ZM71 218V219H72ZM144 218V219H143ZM157 218H159V219H157ZM10 219V220H9ZM12 219H13V221H12ZM86 219V220H85ZM104 219V220H103ZM113 219V220H114ZM120 219H122V220H120ZM77 220H80V222L79 221H77ZM105 220H107V221H105ZM112 220V221H113ZM140 220V221H139ZM85 221V222H84ZM138 221V222H137ZM154 221V222H153ZM159 223H157V222ZM5 222H6V224L8 225H6L5 224ZM49 224V231H48V235L47 236H50V232H52L51 230V225H50V222L49 221H47ZM46 222V223H47ZM69 222V221H68ZM75 222V223H74ZM95 222H96V224H95ZM99 222V223H98ZM100 222L101 223H105V224H107V225H105V224H103V226L100 224ZM115 222H116V224H115ZM137 222V223H136ZM147 222H148V225H147ZM79 223V224H78ZM86 223V224H85ZM109 223V224H108ZM118 223V224H117ZM150 223V224H149ZM98 224V225H97ZM111 224H113V225H111ZM120 224V226L118 227V225ZM154 224V225H153ZM252 224H253V227H251L252 226ZM83 225V226H82ZM86 225V226H85ZM109 225V226H108ZM138 225V226H137ZM141 225V226H140ZM156 225V226H155ZM162 225V226H161ZM257 224L255 223V221H249L248 223H246V230L248 231V232H255L257 229H258V226H256ZM18 227H21V225H17ZM17 226H15L16 228L15 229H17L18 227ZM78 226H80V227H78ZM95 226H98V228L99 229H97V227L95 228ZM102 226V227H101ZM104 226H107V227H109L108 229H110V226H114V229L116 230V231H114L113 230V227L110 229V231L108 230L107 231V228H105ZM135 226V227H134ZM159 226V227H158ZM6 227H9L11 230L9 231V229H7ZM47 227V228H48ZM117 227V228H116ZM142 227V228H141ZM157 227V228H156ZM5 228V229H4ZM94 228V229H93ZM102 228H105V229H103V231H100ZM138 228V230H136ZM72 229H71V231H72ZM79 229V230H78ZM80 229H82L81 231H80ZM96 229H97V231H96ZM122 229V228H121ZM120 229V230H121ZM159 229V230H158ZM255 229V230H254ZM5 230H7V232L5 231ZM46 230V229H45ZM119 230V229H118ZM123 230V229H122ZM155 230V231H154ZM163 230V231H162ZM252 230V231H251ZM12 231V232H11ZM94 231V232H93ZM96 231V232H95ZM139 231V232H138ZM143 231V232H142ZM9 232V233H8ZM86 232V233H85ZM103 232L106 234H103ZM107 232H108V234H107ZM109 232H111L112 234H114V235H111ZM121 232H122V234H121ZM142 232V233H141ZM157 232V233H156ZM160 232H162V233H160ZM167 234H166V233ZM5 233V234H4ZM94 233H96V235H98V237L96 238V235L94 234ZM140 234L139 236L140 237H138V235H136V234ZM163 233H165V235L163 234ZM8 234H10V235H8ZM75 234H77V235H74ZM103 234V235H102ZM120 234H121V236H120ZM125 234V233H124ZM132 234H133V236H132ZM157 234V235H156ZM160 234V235H159ZM7 236L6 238H5V236ZM53 235L55 236L54 237V239H52L53 237L52 236H50L49 237V241L48 240H46V237H44L43 238V241H41L40 243H39V250L42 252V253H39V250L38 251H36L35 253H34V251H32V252H29V254H28V256L26 257V259L28 260V259H30V260H32L31 259V256L32 257H34V255L35 254H38V255H46V254H48V256L50 257V258H52L53 257V247H54V245L55 244H57L56 243V239L55 238H58V236L56 235V233L53 231ZM70 235H71V238H70ZM95 235V236H94ZM109 237H108V236ZM118 235V236H117ZM134 235H135V237H134ZM156 235V236H155ZM16 236V235H15ZM73 236V237H72ZM80 236V237H79ZM101 236V237H100ZM116 236V237H115ZM158 236V237H157ZM2 237V238H1ZM9 237V238H8ZM88 237V238H87ZM111 237V238H110ZM113 237V238H112ZM120 237V238H119ZM137 237V238H136ZM148 237V238H147ZM153 237V238H152ZM10 238V239H11ZM115 238H119V239H121V240H118V241H120V246H119V243H118V245H115V243L116 242H118L117 241V239L115 240ZM131 238V239H130ZM134 238H136L135 240H133ZM162 238V239H161ZM84 239V240H83ZM101 239V240H100ZM112 239V240H111ZM114 239V240H113ZM140 241H139V240ZM161 239V240H160ZM77 240V241H76ZM137 240H138V242H137ZM146 240V241H145ZM151 242H150V241ZM153 240V241H152ZM50 241H52V244H51V248H50ZM103 241V242H102ZM111 241H112V244H110L111 243ZM116 241V242H115ZM58 242H60V241H58ZM75 242V243H74ZM106 242V243H105ZM108 242V243H107ZM113 242H115L114 244H113ZM64 243V244H63ZM69 243H71V245H69ZM72 243H74V245L72 244ZM90 243V244H89ZM105 243V244H104ZM137 243V244H136ZM144 243V244H143ZM145 243H146V245H145ZM153 245H152V244ZM160 243V244H159ZM41 244V245H40ZM43 245V246H42ZM84 245H87L86 247L88 248V251H87V249H85L84 250V248H86ZM113 245H115L114 247H112ZM147 246V247H146ZM157 246V247H156ZM165 246V247H164ZM61 247V248H62ZM73 247V248H72ZM49 248V249H48ZM79 248V249H78ZM117 248H121V250H119L118 251V253H117ZM152 248V250H150ZM155 248V249H154ZM162 248V249H161ZM43 249V250H42ZM46 249H47V251H46ZM145 249V250H144ZM158 251H157V250ZM46 252H45V251ZM49 250H50V252H49ZM68 250V251H67ZM73 250V251H72ZM96 250V251H95ZM116 250V253H117V255H116V253H115V255H116V259L114 260V259H112L113 258V251H115ZM149 252H147V251ZM154 250V251H153ZM86 253H85V252ZM120 251L122 252V253H124V254H120L121 256H119V253H120ZM157 251V252H156ZM64 252H66L64 255L62 254V253H64ZM89 252V253H88ZM143 252H144V254H143ZM34 253V254H33ZM84 253L86 254V257L84 256ZM95 253V254H94ZM108 253V254H107ZM140 253H139V255H140ZM146 253V254H145ZM190 253V252H189ZM188 253V259H186L187 261H186V263H185V260L183 261L182 259H181V257L179 258V256L178 257H174L173 259H174V262H176L177 264H191L192 262V260L190 261V255L191 256H193L192 254L193 253H191V254H189ZM51 256H50V255ZM71 254H73V255H71ZM94 254V255H93ZM27 255V254H26ZM67 255V256H66ZM71 255V256H70ZM108 255V256H107ZM112 256V258H110L111 256ZM148 255V256H147ZM47 256V255H46ZM110 256V257H109ZM122 256H125L124 258H122ZM70 257V258H69ZM85 257V259H83ZM100 257V258H99ZM111 259H109V258ZM49 258V259H50ZM115 258V257H114ZM130 257L129 256H127V262H129V264L131 263V264H133L132 263V261L130 262L129 259ZM141 258V257H140ZM153 258V259H152ZM179 260H178V259ZM193 258V257H192ZM80 259H82V260H80ZM146 259V258H145ZM145 259H143V261L145 260ZM153 261H152V260ZM175 259H177V260H175ZM181 259V260H180ZM85 260V261H84ZM109 260V261H108ZM114 261V262H111V261ZM142 260V259H141ZM147 260L145 261V263L147 262ZM148 260V261H149ZM26 261V260H25ZM81 261V262H80ZM122 261V262H123ZM150 261H149V263H150ZM164 261V262H163ZM166 261H168V262H166ZM179 261V262H178ZM29 262V261H28ZM27 261L24 263V264H26V263H28ZM62 262V263H61ZM142 262V261H141ZM173 262V263H174ZM118 263V262H117ZM144 263V264H145ZM148 263V264H149ZM153 263V264H154ZM173 263H171V264H173ZM176 263H174V264H176ZM123 264H124V262H123ZM126 264V263H125ZM147 264V263H146ZM150 264H152V263H150Z\"/></svg>",
    "mask_w": 264,
    "mask_h": 264
}]
</instances>
